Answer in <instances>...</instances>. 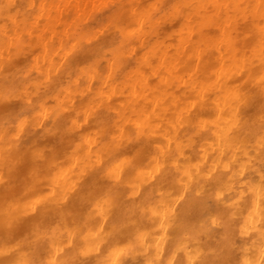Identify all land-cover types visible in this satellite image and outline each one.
<instances>
[{
  "label": "bare ground",
  "instance_id": "bare-ground-1",
  "mask_svg": "<svg viewBox=\"0 0 264 264\" xmlns=\"http://www.w3.org/2000/svg\"><path fill=\"white\" fill-rule=\"evenodd\" d=\"M261 77L264 0H0V264H264Z\"/></svg>",
  "mask_w": 264,
  "mask_h": 264
},
{
  "label": "snow or ice",
  "instance_id": "snow-or-ice-1",
  "mask_svg": "<svg viewBox=\"0 0 264 264\" xmlns=\"http://www.w3.org/2000/svg\"><path fill=\"white\" fill-rule=\"evenodd\" d=\"M261 85L264 86V77H261ZM261 94L264 95V87H262ZM261 128L264 129V110H262L261 113ZM260 183H261V189L264 191V173L261 174L260 178ZM222 195L221 192H217V196L219 197ZM213 223H216L215 219L212 221ZM5 243H7V240H5ZM260 244H261V255L264 257V229L261 230L260 232ZM8 251H12L11 249H8ZM62 251V249H57V252ZM113 255H118V250H113ZM192 257L189 256V260L191 261ZM13 264H33L31 261L27 260H16L13 261ZM40 264H64V261L57 259L56 254H50V259L48 261H41ZM109 264H117L115 260H112L109 262ZM245 264H248V262H245Z\"/></svg>",
  "mask_w": 264,
  "mask_h": 264
}]
</instances>
